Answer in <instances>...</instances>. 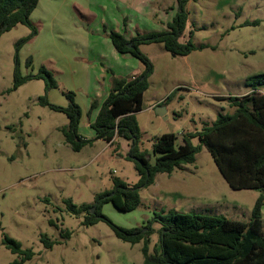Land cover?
I'll use <instances>...</instances> for the list:
<instances>
[{
  "label": "rangeland",
  "instance_id": "rangeland-1",
  "mask_svg": "<svg viewBox=\"0 0 264 264\" xmlns=\"http://www.w3.org/2000/svg\"><path fill=\"white\" fill-rule=\"evenodd\" d=\"M159 1L153 7L159 5L164 13L177 8V0ZM186 10L188 22L181 42L189 40L192 32L197 50L181 57L160 44L140 47L154 65L143 110L137 114L139 148L151 155L156 137L175 134L182 143L184 132L202 130L216 120L220 110L233 114L228 102L217 97L245 95L250 91L245 81L264 75V0H190ZM128 15L132 27L143 32L154 29L150 18L134 14L119 0H40L31 16L38 34L20 48L17 57L16 45L30 29L18 25L1 35L0 264L18 258L2 244L5 235L34 253L23 264H144L143 241L132 245L118 239L104 221L85 225L88 214L71 213L66 204L93 206L97 195L113 189L115 180L137 184L139 175L129 159V143L119 139L118 146H111L98 140L74 152L61 132L68 124L66 115L39 104L45 82L30 80L13 90L16 60L23 76L46 68L58 83V88L48 92V100L67 107L65 94L74 93L83 112L79 132L93 139L87 116L90 103L101 100L95 90L104 89L112 79L101 68L107 69L103 59L116 76L128 77L135 64L143 70L131 56L116 60L111 54L108 34L112 30L122 33ZM161 17L164 23L173 18L169 13ZM155 21L163 22L156 16ZM134 34L128 32L127 39ZM30 57L33 62L28 66ZM260 89L264 92V86ZM103 95L106 99L108 92ZM159 105L165 108L166 119L157 115ZM192 142L199 145L197 139ZM259 195L257 190L231 189L203 148L194 164L171 175L158 174L153 185L141 189L136 210L122 212L108 203L102 214L126 229L150 223L152 232L146 239L153 253L160 247L161 223L155 218L161 211L249 222ZM65 230L72 232L69 239L62 237ZM42 237L58 244L48 249Z\"/></svg>",
  "mask_w": 264,
  "mask_h": 264
},
{
  "label": "trees",
  "instance_id": "trees-1",
  "mask_svg": "<svg viewBox=\"0 0 264 264\" xmlns=\"http://www.w3.org/2000/svg\"><path fill=\"white\" fill-rule=\"evenodd\" d=\"M189 1L177 0L175 16L170 22L160 23L165 27L161 31L137 32L131 39L120 32L110 31L108 37L115 50L123 56L137 59L143 70L134 77H121L116 76L111 69H106L112 74L110 93L101 105L97 100L92 101L87 114L90 117L95 109L100 108L95 121L90 125L95 131V138L87 139L79 132L82 109L74 93L65 94L69 102L67 107L50 103L48 92L58 88V83L46 68L41 67L35 75L23 76L16 60L13 90L30 80L45 82V94L39 98V104L66 115L68 124L61 132L66 144L74 152H80L98 140L111 146H118L119 139L129 143V159L135 163L139 175L137 184L131 186L115 180L113 189L97 195L93 206L77 207L70 201L66 203L71 213L88 214L85 225L104 221L118 239L132 245L143 241L144 264H264V94L260 92L264 86V75L250 77L245 81V86L250 89L248 94L220 97V100L227 101L228 106L234 109L233 114H226L222 109L212 124L205 125L200 131L183 133V144L177 145L178 137L175 134H164L155 138L152 155L139 148L141 132L137 114L143 110L144 95L154 72L152 61L140 47L160 44L168 53L181 57L197 50L192 41V32L189 40L181 42L187 28L186 6ZM38 3L39 0H0V38L18 25L30 29V34L17 43L16 57L20 48L38 34L37 26L31 21ZM32 62V58H28L27 65L30 66ZM194 139L199 141V145L193 144ZM203 148L211 154L231 189L260 192L249 222L231 220L224 216L161 211L155 218L161 223L158 231L160 247L151 253L149 240L146 239L152 232L150 223L144 227L126 229L115 225L102 214V207L108 203L122 212L136 210L141 204V189L153 185L158 174L171 175L185 165L194 164ZM71 235L69 230L62 233L63 239H69ZM42 242L48 249L58 244L45 237H42ZM2 244L18 257L11 264H23L34 256L32 250L23 249L21 243L6 235Z\"/></svg>",
  "mask_w": 264,
  "mask_h": 264
},
{
  "label": "crops",
  "instance_id": "crops-1",
  "mask_svg": "<svg viewBox=\"0 0 264 264\" xmlns=\"http://www.w3.org/2000/svg\"><path fill=\"white\" fill-rule=\"evenodd\" d=\"M40 1V0H39ZM119 1H121L122 3H124V5L125 6H127L128 7V10L129 11H131V12H133L134 14H139V13H143L144 14V18H150L151 20H152V26L154 27V29L152 30V31H161V30H163V29H165V27H160L159 25H158V23L155 21V16L158 18V19H160L161 21H163L164 22V20H163V18L161 17V13H162V15L164 14L165 16L169 13V15H171L172 14V17H174V15L176 14V9H173L172 7L170 8L171 9V13L169 12V11H165L166 13H164V11L162 10V8L160 7V8H158L157 6H159L160 5V1L159 0H119ZM158 1H159V5H156V8L155 7H153V4H156V3H158ZM38 5H39V3H38ZM129 7L132 9H129ZM37 8H38V6H37ZM36 8V9H37ZM35 9V10H36ZM134 10V11H133ZM35 12V11H34ZM33 12V13H34ZM157 12V13H156ZM32 16V15H31ZM125 21H126V25H124V27H123V29H122V34H124L126 37H127V33L128 32H143L142 30H139V27L138 26H135V27H132V25L134 24V22H133V19H132V17L130 16V15H128L127 16V18L124 20V23H125ZM136 34H134L132 37H134ZM110 43H111V41H110ZM110 43H108V44H110ZM111 45L112 46H110V48H111V50H112V52H111V54H112V57L114 58V59H116V60H119V56H123V55H121V54H119L116 50H115V48H114V46H113V44L111 43ZM124 57H126V56H124ZM129 58H130V56H129ZM131 58H133V57H131ZM135 59V58H134ZM137 60V59H136ZM103 61L104 62H102V63H104V66H106V68H109V69H111V68H113L112 66H111V64H109L108 62H107V60H104L103 59ZM105 62H106V64H105ZM101 68L104 70L103 72H106V73H108L107 71H106V69H104V67H102L101 66ZM112 70V69H111ZM142 71H140V69H139V67H137V65L135 64V69L131 72V74L128 76V77H134V76H137V75H139L140 73H141ZM110 89H111V84L109 85L108 83L107 84H105V87H104V89H102V87L100 88L99 86L97 87V89L95 90L96 91V94H97V97L96 98H101V100L99 101V99L97 100L99 103H100V105L105 101V96L103 95V94H105L106 92H108V95H109V93H110ZM250 92V91H249ZM249 92H247L246 94H248ZM260 92L261 93H263L264 94V92L260 89ZM245 94V95H246ZM219 96H221V95H219ZM242 96V95H241ZM108 97V96H107ZM106 97V98H107ZM103 98H104V100H103ZM217 98H220V97H217ZM94 101V100H93ZM92 103V102H91ZM91 103H90V107H91ZM152 107V106H151ZM150 107V108H151ZM159 107V106H158ZM157 106H156V108H158ZM155 108V109H156ZM99 110H100V108H97V109H95L92 113H91V116L90 117H88V118H90V120H89V127L91 128V123H93L94 121H95V119H96V117H97V115H98V113H99ZM234 110V109H233ZM220 111H222V110H220ZM225 111V110H224ZM88 112H89V110H88ZM225 113V112H224ZM88 114V113H87ZM82 117H83V112H82ZM212 122H209L208 124H212L214 121L213 120H211ZM139 124V123H138ZM93 132H94V134H93V137L92 138H95V131L93 130ZM185 133V132H184ZM182 137H183V134H182ZM119 140H117V142H118ZM179 141V138L177 139V145H181V144H183V141H182V143H179L178 142ZM108 144V143H107ZM109 145V144H108ZM154 159V158H153ZM152 159V162H154V160Z\"/></svg>",
  "mask_w": 264,
  "mask_h": 264
},
{
  "label": "water",
  "instance_id": "water-1",
  "mask_svg": "<svg viewBox=\"0 0 264 264\" xmlns=\"http://www.w3.org/2000/svg\"><path fill=\"white\" fill-rule=\"evenodd\" d=\"M129 47H131V44H129ZM156 113H157V115H159L160 117H164V115H165V113H166V110H165V108H163V107H158V108H156ZM165 119H166V117H164ZM95 212V208L93 207L92 208V213H94ZM145 231H147V229H145Z\"/></svg>",
  "mask_w": 264,
  "mask_h": 264
}]
</instances>
